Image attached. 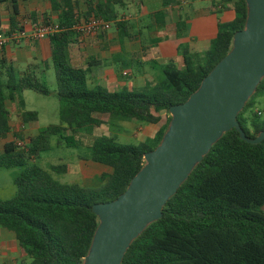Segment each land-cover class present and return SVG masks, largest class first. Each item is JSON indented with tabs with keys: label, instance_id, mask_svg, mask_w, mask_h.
Returning <instances> with one entry per match:
<instances>
[{
	"label": "trees",
	"instance_id": "trees-1",
	"mask_svg": "<svg viewBox=\"0 0 264 264\" xmlns=\"http://www.w3.org/2000/svg\"><path fill=\"white\" fill-rule=\"evenodd\" d=\"M144 1L134 0L138 7ZM159 1L163 9L154 17L163 19L165 24L169 9L195 0ZM49 2L56 18L43 16L40 20L58 24L62 30L49 40L60 124L40 129L21 147L17 142L23 136L10 124L9 105L17 103V116L27 125L37 120V113L25 109L21 94L32 91L50 96L52 91L40 82L34 64L18 72L4 50H0V141L12 138L0 147V168L20 170L13 181L14 196L0 200V228L13 233L19 258L16 263L3 264H83L99 225L93 206L111 202L126 191L143 168L145 154L159 145L168 128L171 118L165 121L161 113L169 116L172 106L184 103L199 88L229 53L234 34L244 28L247 19L245 0H220L221 8L216 13L231 9L235 18L219 23L218 34L205 53L182 49L183 68L166 65L152 94L110 92L101 85L89 88V81L95 80L104 67L101 59H89L85 66L70 64V49L81 38L73 26L80 20L100 18L133 40L136 36L131 34V22L120 19L126 0ZM7 3L12 14L10 30H14L19 22L15 18V1L0 0V6ZM213 7L218 4L213 3ZM178 19L177 32L183 36L188 30L187 22L181 15ZM140 55L134 53L133 59ZM123 65L131 66L124 62ZM261 93L264 94V79L238 116L240 125L252 138L264 130V118L261 113L245 115L253 107L254 97ZM99 115H108L118 122L163 124L151 142L139 145L119 144L103 136L91 140L87 159L111 170L96 178L99 187L57 181L52 174L67 173V165L51 166L48 172L33 164L42 153L53 149L54 138L58 148L87 146L82 129L101 126ZM123 264H264V141L248 144L236 130L226 133L168 201L163 217L133 242Z\"/></svg>",
	"mask_w": 264,
	"mask_h": 264
},
{
	"label": "water",
	"instance_id": "water-1",
	"mask_svg": "<svg viewBox=\"0 0 264 264\" xmlns=\"http://www.w3.org/2000/svg\"><path fill=\"white\" fill-rule=\"evenodd\" d=\"M247 19L233 36L229 53L182 104L169 109L170 122L159 145L117 199L93 206L99 225L83 264H123L131 245L163 217L168 201L228 132L257 145L238 120L264 79V0H245Z\"/></svg>",
	"mask_w": 264,
	"mask_h": 264
},
{
	"label": "rangeland",
	"instance_id": "rangeland-1",
	"mask_svg": "<svg viewBox=\"0 0 264 264\" xmlns=\"http://www.w3.org/2000/svg\"><path fill=\"white\" fill-rule=\"evenodd\" d=\"M219 4L220 0H215ZM126 1V6H127ZM199 5L203 8L211 7L210 0H199ZM125 6V7H126ZM124 7L123 10L120 11V19L124 18L125 16L131 15L128 9ZM214 8V7H211ZM219 19H222V14L218 15ZM129 22H132L131 20H128ZM43 22V21H41ZM143 24H147L148 21L145 23V18L141 20ZM140 25V24H139ZM137 26L134 25V27H131V33L133 36H135V30ZM149 36V34H148ZM153 34L150 32V38H152ZM144 39V37H143ZM82 44L84 43L83 49H86V45L92 46L90 42L93 40L97 42V40L100 43H95L99 46V53L88 51L86 49L87 53L81 54L80 59L82 62V59L85 58L87 60L94 58L95 56L103 58L105 57L106 65H112L116 68V81L115 79L110 80L108 77H104L101 80H90L89 81V88L92 89L96 85H101L108 89L110 92H120L121 86L123 84H127L130 89H127L129 92H140V93H146V94H152L155 91V86H151V84L148 85L147 88H140L136 87L135 84H129V75L128 73L123 74L125 72H128V70L132 67H126L122 64H120V61L118 62V59L116 58V55L114 56L113 53L116 51H119L121 53L120 60L123 62H127L128 58L131 54L126 56L128 53L127 46L128 44H132L133 40L123 36L119 30L115 27V25L110 24V27L105 32V35L103 37H99V39H96L95 36L93 37H87V38H80ZM155 42V41H154ZM151 43V42H150ZM157 43V42H156ZM76 45V44H75ZM75 45H72V49H70L69 52V60L70 57L75 59L73 55H71V52L74 50H77ZM90 48V47H89ZM78 57V56H77ZM75 61L71 60L70 64L75 66ZM80 63V62H79ZM118 63V64H117ZM30 64H34L36 66L35 70L37 72L38 78L40 82L46 83L47 86L52 91V94L50 96H42L37 93H34L32 91H24L21 94V99L25 103V109L28 111H34L37 113V121L32 124L23 125L21 123L20 118L17 116V103L10 104L11 109V116L14 118L13 121V130L17 133H21L23 136L22 142H26L29 137L35 136L37 132L42 129L46 128L50 125H58L60 124V102L58 98L55 95L56 92V72L55 68L52 62V59H46L41 58V60H37V62L34 60L33 57L29 59L27 64L17 62L16 68L20 72L26 69L27 66ZM78 65V64H77ZM118 65V67L116 66ZM124 66V67H123ZM137 66V65H136ZM135 66V67H136ZM153 67V69L151 68ZM166 67V66H165ZM161 63L156 62L155 65L148 66V70H150L154 75L156 82L162 78L163 74L162 71L165 68ZM179 67V65L177 66ZM107 68V67H106ZM137 68V67H136ZM108 69V68H107ZM116 82V83H114ZM121 84V85H120ZM252 113H261V117L264 118V94H258L253 99V107L246 113L245 116H249ZM163 116V120L167 119V117H170L165 113H161ZM98 118L103 121L102 125L99 127L95 126H88L85 129H82V135L84 139H86L87 146L81 147L78 149H67L65 147H56L57 139L51 140V145L53 147L52 150L42 153L36 160L32 161L34 165L42 168L43 170H46L50 172L51 166H57V165H67L68 171L65 174H52L53 177L64 184H84L85 187H91L92 184L96 183V178H93L94 172L89 171L86 175H89V178H86L80 171H79V157L87 158L91 155V150L89 149V145L91 144V140L98 137H107V138H113L117 141L119 144L124 145H139L143 142H151L154 138L156 132L159 130V128L162 126L163 123H160L159 125H152L147 123H135V122H129L128 128L125 131L120 132V129L117 128V125H120L123 122H118L113 119H111L108 115H99ZM166 121V120H165ZM126 122V121H125ZM164 122V121H163ZM250 127V130L252 131V127ZM127 131V132H126ZM253 132V131H252ZM11 137H8L5 139L6 141L11 140ZM5 140L0 141V147L5 142ZM20 141V140H18ZM84 161V160H83ZM91 161V160H90ZM87 164V161L85 162ZM83 171H88V169H83ZM20 170L17 168L14 169H1L0 168V200L6 201L12 198L16 192V188L14 186V179L19 174ZM18 249H17V243L14 239L13 233L0 228V264L3 263H16L18 260Z\"/></svg>",
	"mask_w": 264,
	"mask_h": 264
},
{
	"label": "crops",
	"instance_id": "crops-1",
	"mask_svg": "<svg viewBox=\"0 0 264 264\" xmlns=\"http://www.w3.org/2000/svg\"><path fill=\"white\" fill-rule=\"evenodd\" d=\"M17 15L16 21H21L24 19L39 20L43 16H51L56 18L55 14L52 13L51 3L49 0H14ZM127 6L126 9L129 10L131 15L128 17L125 16V20H131V26H137L135 31V38L133 39L132 44H128L127 49L128 53L126 56L131 54L127 62L131 64V68L128 72L129 75V84H135L136 87L142 89L147 88L149 84L151 86H156L157 82L155 75L148 70V66L155 65L156 62L161 63L164 67L168 64L179 65V69L183 68V59L181 56V50L189 48L192 52L203 54L209 48L212 40H214L218 34V25L220 22L228 23L234 20L235 13L233 10L228 9L222 13V19H219L217 9H220V4L215 0H210V4L213 7V3H217V8L208 7L203 8L199 5L198 1H188L181 4L178 9H169V13L165 19V24L162 20H157L154 17V13L161 11L163 9L162 3L159 0H145L144 4L138 7L134 0H126ZM11 5L9 3L0 6V31H5L10 29V18L11 14ZM214 10V12H212ZM186 20L188 30L183 36H179L177 32V21L179 16ZM34 18V19H33ZM145 18V23L143 24L141 20ZM140 24V25H139ZM150 32L153 34L150 38ZM132 34V33H131ZM149 34V36H148ZM144 37V39H143ZM99 39L98 37H95ZM153 40H158L155 43ZM151 42V43H150ZM84 43L82 44L81 40L75 45L74 50L71 52V55L75 57L73 59L70 57V61H75V66H85L87 59L83 58L81 62V54L92 51L99 53V46L95 43H100L98 40L90 42L92 46L86 45V49H83ZM90 47V48H89ZM140 52L141 55L136 60L133 59V54ZM5 57L8 61L12 62L16 68V63L21 62L27 64L31 57L37 62L41 58L50 59L51 58V46L49 41H41L36 43H22L18 46H8L4 50ZM116 55L118 62L123 65V61L120 60L121 53L116 51L113 53ZM78 56V57H77ZM97 57V56H95ZM94 57V58H95ZM104 62V67L99 70L98 77L95 80H101L102 78H110V80L115 79L116 81V68L112 65H106L105 57H97ZM80 62V63H79ZM78 64V65H77ZM118 64V63H117ZM137 65V66H136ZM118 67V65H116ZM137 68H136V67ZM108 69H107V68ZM153 69V67H151ZM17 70V68H16ZM18 71V70H17ZM19 72V71H18ZM21 72V71H20ZM94 80V81H95ZM116 83V82H114ZM121 85V84H120ZM127 84L121 86V90H127L130 88ZM11 125L13 127L14 118L11 116ZM37 121V120H36ZM35 121V122H36ZM34 122L29 123L32 124ZM129 122H123L116 127L120 129V132L129 129ZM127 132V131H126ZM79 171L86 177L89 178V175H86L87 172H94V177L102 175L103 173H109L111 170L105 166L92 162L90 160H84V158L79 157ZM87 161V164L85 162ZM88 169V171H83V169ZM90 173V172H89ZM83 186H85L82 183ZM92 187H99V183L91 185Z\"/></svg>",
	"mask_w": 264,
	"mask_h": 264
},
{
	"label": "built area",
	"instance_id": "built-area-1",
	"mask_svg": "<svg viewBox=\"0 0 264 264\" xmlns=\"http://www.w3.org/2000/svg\"><path fill=\"white\" fill-rule=\"evenodd\" d=\"M110 27V23L92 17L87 20H80L74 26L73 30L82 38L97 37L105 33ZM58 24H46L41 21L24 19L18 22L14 30L0 31V50H5L8 46H18L22 43H36L49 41L51 37L61 32ZM22 141L17 142L21 147Z\"/></svg>",
	"mask_w": 264,
	"mask_h": 264
}]
</instances>
